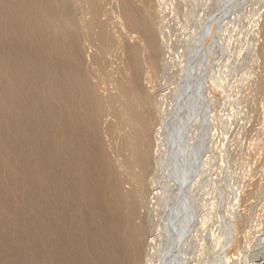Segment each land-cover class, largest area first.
<instances>
[{
	"label": "rangeland",
	"instance_id": "obj_1",
	"mask_svg": "<svg viewBox=\"0 0 264 264\" xmlns=\"http://www.w3.org/2000/svg\"><path fill=\"white\" fill-rule=\"evenodd\" d=\"M64 1L70 25L63 28L71 33L84 79L100 100L96 129L102 152L121 191L136 203L133 224L144 228L142 264H163L182 200L195 198L197 203L190 200L186 211L197 219L186 233L188 246L184 243L178 252L182 264H264V0H129L155 34V50L128 20L126 0ZM36 2L35 11L40 13L44 4ZM46 41L42 39L41 44ZM34 53L39 57L38 49ZM192 66L197 81L214 86L212 91L201 89L206 105L202 114L207 119L208 112L212 115L205 134L204 118L196 116L197 97L190 91ZM49 108L46 97H41L38 111L47 114ZM184 135L197 141L191 146L197 150L189 161L187 181L194 169L204 170L185 185L191 195L178 186L184 168L175 164L179 162L176 154L188 147L181 141ZM203 135L206 140L198 145ZM42 141L49 147L56 143L52 138ZM17 146L26 144L20 141ZM180 194L183 198L178 202ZM38 240L41 249L49 247L52 234L40 232ZM28 247L29 242L22 244L25 251Z\"/></svg>",
	"mask_w": 264,
	"mask_h": 264
},
{
	"label": "bare ground",
	"instance_id": "obj_2",
	"mask_svg": "<svg viewBox=\"0 0 264 264\" xmlns=\"http://www.w3.org/2000/svg\"><path fill=\"white\" fill-rule=\"evenodd\" d=\"M36 1L44 4L40 13L35 11ZM65 2L0 0V264H142L144 228L133 224L136 220L134 217H137L136 203H132L129 195L123 194L120 181L102 152L96 129L101 104L81 72V58L70 39L71 33L63 28L70 25L69 9ZM124 7L130 23L140 29L146 45L155 50V34L150 31L149 24L129 0L125 1ZM72 29L74 28L70 31ZM42 39L47 40L44 45L41 44ZM37 49L39 57L34 53ZM132 53L134 57L137 56L134 51ZM133 62L138 69L139 64ZM194 78L196 84L194 83L193 87L191 85L190 91L193 90L197 97L196 105L199 106L196 108V116L200 114L204 118L197 117L204 120L202 130L205 134L206 124L212 115L208 112L207 119L205 113L202 114V107L206 105L201 89L207 91L212 88L213 78L209 83L211 87L206 85L207 82L197 81L196 76ZM26 96H29L28 100ZM41 97H46L51 107L47 114L38 111ZM64 110L65 118L62 114ZM132 110L134 111V108ZM135 112L138 113L136 109ZM188 120L191 119L187 118L186 121ZM202 122L200 121V124ZM143 123L145 122L142 121ZM143 127L146 128V125ZM51 138L56 139V143L50 147L42 141ZM186 139L188 138L185 135L181 137V141L186 146L188 144L189 148H184L186 150L176 154L175 158L179 161L175 164L184 168L179 177L182 184L183 179L188 178L190 174L189 161L194 159L197 150V147H191L197 145L196 139ZM197 139L199 140V136ZM204 140L206 139L203 135L198 145ZM20 141L26 146L16 147ZM198 160L197 162H200ZM202 169H194L196 171L191 172L190 181L198 173L204 172ZM190 181L185 182L188 184ZM9 187L14 190L9 191ZM195 188L198 189L197 186ZM180 189L183 194L188 193L184 185ZM191 193L189 191L188 194ZM190 200L183 199L179 208L176 232L171 231L175 232L176 238H173L174 234L168 233L169 237L172 234V239L169 245H166L167 255H162L163 264H182L178 252L181 251L186 241V233L193 226L192 221L195 219L192 211L190 214L186 213ZM197 201L196 199V203ZM192 203L194 205V202ZM191 214L192 217H189ZM45 216L48 218L45 219ZM44 231L52 234V242L49 247L42 245L44 248L41 249L38 239L40 232ZM25 242L30 243L27 251L22 248ZM187 244L185 246H188Z\"/></svg>",
	"mask_w": 264,
	"mask_h": 264
},
{
	"label": "water",
	"instance_id": "obj_3",
	"mask_svg": "<svg viewBox=\"0 0 264 264\" xmlns=\"http://www.w3.org/2000/svg\"><path fill=\"white\" fill-rule=\"evenodd\" d=\"M210 26H211V28H213L214 26H216V22H215V24H211ZM193 74H194V73H193V68H190V69H189L188 76H189V78H190L189 80H190V82H191L192 84H194V83H193V79H194V77H193L194 75H193ZM183 94H184V93H183ZM185 95H186V93H185ZM186 96H187V95H186ZM185 181L187 182V178H186L185 180L182 181L183 184L179 183L178 185H179V186L184 185V187H185V185H187V183H186ZM181 190H182V189H181ZM182 198H183V196H182V194H181V196L179 197V200H176V201L180 202V201L182 200ZM176 201H175V202H176ZM172 207H174V206H172ZM169 219H170V216H169V218H168V221H169ZM173 238H176V234L173 235Z\"/></svg>",
	"mask_w": 264,
	"mask_h": 264
}]
</instances>
